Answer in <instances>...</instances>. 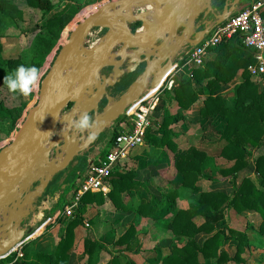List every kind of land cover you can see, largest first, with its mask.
Listing matches in <instances>:
<instances>
[{
  "label": "rangeland",
  "instance_id": "374dc122",
  "mask_svg": "<svg viewBox=\"0 0 264 264\" xmlns=\"http://www.w3.org/2000/svg\"><path fill=\"white\" fill-rule=\"evenodd\" d=\"M119 1L122 0H55L57 8L54 13L56 14V12L66 8V10L72 14V21L69 25H66L59 36L53 38L50 41V44L47 45V47H44L45 44L43 43H40V45L37 44L39 38L42 36V30L38 26L43 23V21L47 20L48 17L43 16L42 12L35 10V7L30 6L25 0H0V45L3 48L1 55L2 59H0V102L4 104V108L9 111L8 113L11 112L12 114V118H8L7 115L0 113V152L14 141L18 131L25 123L30 111L37 106L40 99L42 84L52 70L54 63L58 58L57 56H59L61 50L66 46L75 29L86 18L96 13L103 6ZM146 6L147 5H142L135 8L132 11L134 19L126 22L128 28L133 33L138 32V30L143 26V20L146 19L148 22L152 18L151 13L146 11ZM145 16L146 18H144ZM122 24H124V22L117 19L113 23L101 25L98 28L92 29L88 34H86V37L79 48V52L69 61L67 67L58 79L53 92L55 99L62 98L68 90L76 86V83L78 82L79 77L87 64V51L89 52L98 40L106 38L114 32H120V28L123 26ZM182 31L183 29L178 30L179 36L182 35ZM45 38L49 40V36H45ZM47 39L46 41H48ZM160 44L161 43H158V46ZM187 48L188 46L184 47L182 50ZM120 50L121 47H117L113 54L117 56V53ZM132 51L133 50H129L130 53ZM117 60H119V58L116 57L114 61L116 62ZM19 65L36 66L40 70V80L33 91L27 96L18 92L13 93L7 88V86H4L5 77L14 72ZM111 70V68L104 69L99 76H96L95 80L99 81L104 78H109L111 76ZM260 79L263 80L262 78ZM254 80H256V78H254ZM132 82L133 78L127 75L121 79V83H119L118 86L116 85L111 88L113 90L106 89L107 85L104 83L103 92L106 93L105 96H112V98L115 99L113 96L117 93L119 95L120 92L125 94ZM96 91L95 87H91L87 90V93L83 98V105L92 99ZM113 102L116 101L113 100ZM107 104V101L104 99L97 109L89 114L90 117L95 119V117L102 114ZM74 106V104L70 106L67 110H65L64 114H69L73 110ZM151 116H149L151 126L148 131L146 144H149V146L152 145L153 147L165 148L167 146L163 145L160 142L161 139L159 138L163 134H160L161 130L158 129L155 123L152 125ZM76 118H79V115H77ZM129 121L130 124L133 125V121ZM66 125L67 124L59 120L55 129L51 132L49 139L53 138L59 141L58 147L52 148L51 160H58L59 162L62 161L58 156L61 154L67 137L70 136L80 143L84 142V137H86L87 132L80 133L75 129L67 127ZM157 129L158 134H154ZM110 133L111 131H107V133H105L104 138L106 141L109 138H112L113 134ZM110 145L111 144L107 146L108 151ZM46 148L49 149L50 145L48 144ZM87 148H85V151L79 153V157L77 156L80 161L79 165L75 169H72L69 173L61 176H59V173L51 179L47 190L35 201V212H38L37 210L43 208L42 204L44 201L55 197L59 192H63V187L66 186L68 189L77 177V181L80 180L81 188L84 178L94 165L88 166L90 161H88L85 155L82 158L80 157L81 154H85L88 151ZM56 150H59L60 153H56ZM153 154H151V158L155 157V152ZM75 159L72 162H75ZM124 162L122 161L116 167L115 172H118V174L127 172L126 170L128 167L123 164ZM220 164L226 165V162L221 160ZM248 174L251 178L253 177L254 167L251 166L250 173ZM170 176H172L171 173L169 174V177ZM211 178V182H202L200 183L201 185L198 184L195 188L189 190L182 186V182H179V185L175 187L167 188L166 186L164 189H160L163 186L160 187L157 190L160 194H162L161 192H165L166 194L168 189L170 193L167 194L176 192L178 197L175 201L176 208H171L170 213L166 214V208H170L171 203L169 201L166 202L165 200L166 208H163V210H161L155 218H144L139 214L137 208L142 203L137 196L128 197V195H121L118 196L119 199H112L109 197L110 192L113 190L112 183L109 180L107 191L101 193L105 196L104 203L102 205L96 203L87 206L85 211L78 210V213L83 219V223L78 228L80 230V237L77 236V243H75V247L70 253L69 264H87L88 258L84 251V240L86 239L98 241L107 248L108 252L102 254L99 264H108L113 256L119 255L127 257L136 264H162L163 259L168 257L173 252L174 248H181L188 241L175 236L170 231L169 225L173 220L175 215L174 213L181 209H189V207L193 205L205 191L224 192L228 195L233 193V186L228 183L227 180H224L221 184L216 183L220 179L218 173L212 174ZM253 179L256 180V183H258L255 176ZM40 182L41 181L30 183L28 192H34L36 188L40 186ZM8 188V186L1 185L0 192L4 193ZM50 206V208H53L55 206V201ZM78 207L75 209H78ZM75 209H73L74 211L72 215L69 216L64 213L65 211L58 213L57 217L63 216V224L57 222V217H55L54 223H56L55 225L60 228L54 232V239L46 241L45 246H48L50 243L48 248L50 250L47 251V254L50 252L54 253L56 251L58 241L65 235L66 226H68L67 224L76 215ZM48 214L49 211L45 213L43 222L39 226L35 227V231L39 230L46 222L52 223L53 220L50 219L51 217H48ZM226 215L229 229L242 234L246 238L245 243L247 251L244 256H242L241 263L232 262L231 264H264V249H262L264 248V236L260 233L261 218L254 214L239 215L233 210H228ZM197 222L202 223V221ZM131 229L134 231H132L134 235L133 238L130 239L131 241L129 245H120V240ZM208 237L209 236L206 235H200L195 239L202 245ZM53 242H55V244ZM260 246H262V248ZM128 247L129 249L127 250ZM237 247L238 243L233 242L230 243L226 250L234 257L237 252ZM46 249L47 248L45 247L43 250ZM37 250L40 251L39 244H34L32 241L30 243H26L23 248V258L24 256H28L30 259L34 258ZM10 262L11 261L4 260L1 264H11ZM13 264L18 263L15 262ZM201 264H215V261L202 260Z\"/></svg>",
  "mask_w": 264,
  "mask_h": 264
},
{
  "label": "trees",
  "instance_id": "16d2710c",
  "mask_svg": "<svg viewBox=\"0 0 264 264\" xmlns=\"http://www.w3.org/2000/svg\"><path fill=\"white\" fill-rule=\"evenodd\" d=\"M35 10L48 17L38 27L42 30L40 43L50 44V41L59 36L62 30L72 21V14L63 9L54 13L57 8L55 0H25ZM261 0H255L257 3ZM252 6V5H250ZM52 14V15H50ZM50 15V16H49ZM264 18V13H263ZM49 36V40L45 36ZM46 39L48 41H46ZM40 47V46H39ZM3 48L0 45V59H2ZM216 58L206 64L205 70L192 71L191 76H185L184 72H178L175 76V85L172 90L165 91L168 96H173L179 108L189 110L199 100V93L195 85L207 79L206 90L209 96L205 100V106L201 112V119L205 120L213 116H220L227 121L224 131L221 132V140L225 142L221 152V157L228 161L231 166L219 168L214 159L204 151L195 147L181 149L175 142L176 134L170 129V118H166L161 130L163 137L160 142L167 146L174 153V166L178 174V180L185 189H193L199 181L205 178L206 172L218 173L222 180H229L233 186V193L228 195L224 192H204L199 199L187 210H178L174 213L173 220L169 225L170 231L181 239L188 240L187 243L163 259L162 264H201L202 260L215 261V264L241 263L242 256L247 251L246 238L242 234L229 229L227 223V211L233 210L239 215L255 214L261 218L260 233L264 236V155L256 158V154L264 147V78L254 80L249 72V67L255 61L252 57H245L246 52L237 40L225 42L214 50ZM242 71L243 82L234 89V107L228 108L220 94V84L231 83L238 73ZM4 108L0 102V113L12 118L11 112ZM127 117H122L117 121L118 127L127 122ZM149 131V130H148ZM122 133L118 128L114 131L111 144H114L117 137ZM152 134V133H150ZM148 138V133H147ZM155 142V141H154ZM153 142V143H154ZM109 151L102 150L99 155V163L109 156ZM104 159V160H103ZM103 160V161H102ZM255 166V183L250 177L243 176L241 183L239 180L244 175L251 164ZM114 169L110 179L113 190L109 197L112 199L137 190L140 184L135 181L136 175L133 171L118 174ZM80 177V176H79ZM77 179L70 186V190L62 196L59 205L55 207L48 217L56 216L58 212L71 206L73 203L67 198L71 192L78 194ZM169 201L170 208H166V214L171 208H176L175 201L178 197L176 192L164 196ZM105 196L101 193L85 194L78 209H75V217L67 224L64 237L59 240L56 251L53 254L36 253L34 258L24 256L17 261L18 264H69L70 253L76 243V229L79 228L83 219L78 210L85 211L86 207L93 204L102 205ZM119 199V198H118ZM153 198L151 203L141 204L137 209L144 218H155L163 206ZM173 205V206H172ZM164 208V209H165ZM173 210V209H172ZM63 216L57 217V222H64ZM197 221H202L198 223ZM129 232L120 240V245H129L133 238L134 231ZM200 235L209 236L201 245L195 238ZM237 242V252L233 257L226 248L230 243ZM262 248V246H260ZM129 247L127 248V250ZM264 249V248H262ZM84 251L88 258L87 264H99L101 256L107 253V248L98 241L84 240ZM17 256L6 259L14 261ZM5 260V261H6ZM4 261V260H3ZM108 264H136L125 256H113Z\"/></svg>",
  "mask_w": 264,
  "mask_h": 264
},
{
  "label": "water",
  "instance_id": "95a60500",
  "mask_svg": "<svg viewBox=\"0 0 264 264\" xmlns=\"http://www.w3.org/2000/svg\"><path fill=\"white\" fill-rule=\"evenodd\" d=\"M148 4L155 8L147 30L133 33L125 23L120 32L106 42L92 64L88 65L87 58L86 67L76 86L62 98L55 99L53 92L58 79L69 61L79 52L86 34L101 25L113 23L124 14L132 20L133 7ZM229 7L227 3L223 13L215 17L218 21L214 25L226 20ZM213 12L212 0H122L103 6L75 29L42 84L37 106L30 111L14 141L0 152V187H9L6 192H0V258L7 256L27 241V235H31L32 231L23 229L30 215L29 206L47 190L51 179L65 171L85 148L94 145L97 138L119 121L127 108L138 102L147 89H159L166 82L173 70L174 54L186 46L201 44L214 26L209 19ZM201 15L203 17L196 25ZM179 29H183L181 36L178 34ZM158 43L161 44L158 46ZM117 47H121V50L115 56L113 52ZM129 50H133L130 53L132 57L127 58ZM116 57L119 60L115 62ZM106 68L112 69L111 76L96 81V76ZM127 75L133 79L139 76L127 92L113 102L112 96H105L103 92L104 83L113 88ZM91 87L97 91L83 105V98ZM104 99L108 104L103 113L95 117L102 122L96 139L86 144L69 136L58 156L62 161L51 160L52 148L58 147L59 141L49 137L59 120L67 124L82 112L90 114ZM73 104V110L64 114ZM48 144L49 149L46 148ZM56 153L60 151L56 150ZM39 181L40 186L34 192H28L29 184Z\"/></svg>",
  "mask_w": 264,
  "mask_h": 264
},
{
  "label": "crops",
  "instance_id": "0c3cea01",
  "mask_svg": "<svg viewBox=\"0 0 264 264\" xmlns=\"http://www.w3.org/2000/svg\"><path fill=\"white\" fill-rule=\"evenodd\" d=\"M254 2L255 0H212V7L214 12L209 16V19L213 22L212 24L214 25L218 21L216 20L215 17L216 16L218 17L223 13L227 3L230 4L228 14L230 13L234 14L243 11L244 9L248 8L250 5L254 4ZM202 17L203 16L201 15L200 18L196 20L195 23L196 25L202 19ZM201 30L204 29L202 28ZM182 49L181 51H179V53L177 52L173 56V70L178 69L180 67L182 68V72L185 73V76H191L192 75L191 73L194 70H199V69L201 71L205 70L206 64L216 58L215 52H211L207 54L208 56L206 58V64L204 67L198 68L192 65L187 66V61L189 59L187 54L191 52L193 47L189 46L187 49L184 50ZM243 54H245L244 56L246 58L250 56L248 52H244ZM126 56L127 58L132 57L130 52H128ZM242 74L243 72L240 71L236 76V78L229 84H220L221 89L217 94H220L223 97V100L228 108L234 107V89L239 84L241 85V83L243 82ZM135 81L136 80L133 79V82ZM207 84H208L207 79H204L202 83L195 85L199 93V100L189 110H184L182 108H179V105L173 96L170 97L165 93H163L157 109L153 112V115L151 116V122L152 125H154L155 123L158 129L161 130L160 129L161 125L164 124L165 119L170 118L169 126L170 129L176 134L175 142L179 148L181 147V149H189L191 147H195L201 151L206 152L209 157L214 159L215 164L219 168H227L231 166V164L221 157V152L224 148V145L226 144L224 141L221 140V135H220L221 132L225 130L227 121L218 115L213 117L210 116V118L205 120H202L200 116L205 106V100L209 96V91L206 90ZM106 89H111V88L106 87ZM149 90H154V89L149 88ZM122 94L123 92H120L119 95L117 93L116 95L113 96L115 98L113 100L114 101L119 100ZM117 128L118 131H122V132L130 130L131 129L130 121L127 120V122L123 123L119 127L117 125V122L116 123L114 122L109 128H107L103 132L102 135H100L97 138L94 145L89 146L87 148L88 151L86 150L87 152L85 154H81L80 156L81 158L85 155L88 161H90L88 166L93 164L96 165L99 163L98 159L100 152L106 149L107 146H109V144H111L110 138L108 139L109 141L108 140L106 141V139L104 138L105 133H107V131H111L110 134H113ZM158 129L156 130L157 132L155 131L156 133L154 132V134H158ZM160 134H162V130L160 131ZM162 137L163 135L160 136L159 138L162 139ZM191 143L195 145H192ZM154 152H155V157L153 158L155 159L151 158V154H153ZM262 155H264V147L256 154V158H259ZM78 157L75 159L76 161L72 162L67 168V170L60 173L59 176L63 174H67L72 169H75L79 165L80 159ZM221 160L225 161L226 165H221L220 164ZM123 162H124L123 164H125L128 167L126 171L127 172L133 171L136 175L135 181L140 184L139 189L130 191L124 195H128V197L137 196L142 204L151 203L153 198H155L159 203L160 202L161 204L164 203L163 206L161 205L158 208H165L166 199L164 196H167L168 195L167 193H170V191H168L167 189L166 194L165 192H161L162 194H160L159 192H157V190L162 186L163 187L160 189H164L166 186L167 188H169L179 185V180L177 178L178 174L174 166V153L171 151V149H169L168 147L165 148L153 147L152 145L149 146V144L148 145L146 144L144 145V147L141 146L133 150L128 155V157L123 160ZM102 163H104V161ZM251 166L254 167V175H255L254 163H252ZM251 166L249 167L247 172L241 176L239 183H241L242 178H244L243 176L248 175L250 177L248 173H250ZM170 173L172 174V176L169 177ZM208 175H211V173L207 171L205 178L199 181L198 184L201 185L200 183L202 182H211L212 178L211 176ZM253 177L250 178L255 182L256 180H254ZM223 182L224 180L220 178L219 181L216 183L221 184ZM227 182L231 184L229 180H227ZM76 189L79 191L81 189L80 180L77 181ZM69 190H70V186L68 187V189L66 188V186L63 187V192H59L58 195H56L55 197L49 198V200L47 199V201H44L42 204L43 208L37 210L38 212H35L36 210L35 202L32 206H29L28 211H30V215L25 220L23 229H25L26 232H28L29 230L32 231L31 235L26 236V238H28L27 243H30L32 241L34 244H39L40 251L39 250L36 251L37 253L39 252V254H47V251L50 250L48 249L50 243L48 246H45V243L46 241H51L50 239H54L53 238L54 232L60 228L55 225L56 223H54L55 217H57L59 212L56 214V216L50 218L51 220H53L52 223L46 222L39 230L36 231H35V227L39 226L43 222V219L45 218V213L47 211H49L50 213L53 209H55L57 205H59L62 196L64 195L65 192ZM205 192H211V191H205ZM74 197H75V192L73 191L68 195L67 198L70 200V202H72L74 200ZM54 201H55V206L53 208H50L51 207L50 205H52ZM79 234H80V230L77 228L76 239L77 236L80 237ZM53 243L55 244V242ZM45 247L47 249L43 250L45 249ZM51 253L53 252H50L49 254ZM17 261L14 260L13 262L10 263L13 264Z\"/></svg>",
  "mask_w": 264,
  "mask_h": 264
},
{
  "label": "built area",
  "instance_id": "2783aa9c",
  "mask_svg": "<svg viewBox=\"0 0 264 264\" xmlns=\"http://www.w3.org/2000/svg\"><path fill=\"white\" fill-rule=\"evenodd\" d=\"M263 13L264 0L252 4V6L239 13H230L222 24L212 26L201 44L193 47L191 52L187 54L189 58L187 66L204 67L207 54L213 52L225 42L237 40V44H241L255 61L249 67L252 78H256V80L264 78ZM178 72H182V68L179 67L173 70L166 78V82L159 89L146 90L138 102L127 108L123 117H127V119L133 121L131 129L122 132L114 144L110 145V153L104 163L91 167L82 182L80 191L72 201L73 204L64 209L65 214L68 216L72 215L73 209L78 207L85 194H97L107 191L109 178H111L118 164L126 159L133 150L145 145L147 133L151 126L149 116L157 109L162 94L174 88V79ZM26 243L27 241H24V243L13 249L7 256L0 258V264L11 256H17L16 261L23 258V248Z\"/></svg>",
  "mask_w": 264,
  "mask_h": 264
},
{
  "label": "clouds",
  "instance_id": "9594fccd",
  "mask_svg": "<svg viewBox=\"0 0 264 264\" xmlns=\"http://www.w3.org/2000/svg\"><path fill=\"white\" fill-rule=\"evenodd\" d=\"M40 80V70L36 66L19 65L14 72L8 74L4 79V86L13 92L27 96L37 86ZM67 127L77 132H87L84 142L91 143L97 137L102 122L90 117L87 112H82L79 118L68 121Z\"/></svg>",
  "mask_w": 264,
  "mask_h": 264
},
{
  "label": "bare ground",
  "instance_id": "6f19581e",
  "mask_svg": "<svg viewBox=\"0 0 264 264\" xmlns=\"http://www.w3.org/2000/svg\"><path fill=\"white\" fill-rule=\"evenodd\" d=\"M140 6H142V5H136L135 7H133V10H134L135 8L140 7ZM154 8H155L154 5H151V4H148V5L145 7L146 11L150 12L151 15L153 14ZM148 12H147V13H148ZM146 15H147V14H146ZM129 18H130V17H129L127 14H124V15L120 16L118 19H120V20H121L122 22H124V24H125L127 21H130V20H131V19H129ZM144 18H146V16H145ZM143 21H144V24H143L142 28L138 30L139 33H141V32H145V31L147 30V25H148L149 22H150V21L147 22L146 19L143 20ZM124 24H122L123 27L125 26ZM121 32H122V31H121ZM114 34H115V32L112 33L111 35H109V36L106 37V38H103V39L98 40V41L94 44V46L92 47V49H91L89 52L87 51L86 57L88 58V65L92 64V63L98 58V56H99V54H100L102 48L104 47V45L106 44V42H107L110 38H112L111 36H113ZM88 65H87V66H88Z\"/></svg>",
  "mask_w": 264,
  "mask_h": 264
},
{
  "label": "flooded vegetation",
  "instance_id": "af4514ba",
  "mask_svg": "<svg viewBox=\"0 0 264 264\" xmlns=\"http://www.w3.org/2000/svg\"><path fill=\"white\" fill-rule=\"evenodd\" d=\"M141 28H142V27H141ZM141 28H140V29H141ZM138 76H139V75H137V76L134 78V80H137ZM133 83H134V82H132V84H133ZM132 84H131V85H132Z\"/></svg>",
  "mask_w": 264,
  "mask_h": 264
}]
</instances>
